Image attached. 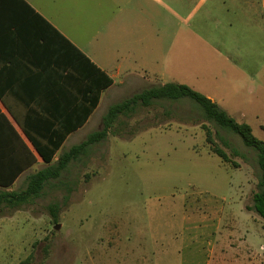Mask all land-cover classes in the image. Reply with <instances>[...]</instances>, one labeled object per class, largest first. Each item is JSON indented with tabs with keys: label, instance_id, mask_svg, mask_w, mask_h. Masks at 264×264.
<instances>
[{
	"label": "crops",
	"instance_id": "obj_1",
	"mask_svg": "<svg viewBox=\"0 0 264 264\" xmlns=\"http://www.w3.org/2000/svg\"><path fill=\"white\" fill-rule=\"evenodd\" d=\"M260 74L264 0H0V193L48 166L31 139L65 138L57 160L99 131L124 89L184 84L246 123Z\"/></svg>",
	"mask_w": 264,
	"mask_h": 264
},
{
	"label": "rangeland",
	"instance_id": "obj_2",
	"mask_svg": "<svg viewBox=\"0 0 264 264\" xmlns=\"http://www.w3.org/2000/svg\"><path fill=\"white\" fill-rule=\"evenodd\" d=\"M183 28L176 19L175 32ZM143 90L133 85L115 101ZM255 93L245 122L264 141V90ZM204 127L233 164L213 154ZM259 175L256 153L194 101L158 100L120 117L35 203L3 211L0 264H264V221L251 210ZM207 215L208 232L200 222Z\"/></svg>",
	"mask_w": 264,
	"mask_h": 264
},
{
	"label": "trees",
	"instance_id": "obj_3",
	"mask_svg": "<svg viewBox=\"0 0 264 264\" xmlns=\"http://www.w3.org/2000/svg\"><path fill=\"white\" fill-rule=\"evenodd\" d=\"M111 84H113V81L108 80V86ZM99 96L98 93L96 107L99 102ZM183 98H189L194 101L203 112L204 118L207 121L213 122L218 127L239 136L244 145L256 153L260 175L258 190L253 196V206L251 207V210L264 221V141L254 135L251 125L238 122L205 95L184 84L177 83H168L144 89L140 93L111 106L103 119V130L91 135L80 145L71 148L69 152L60 154L57 160H55L57 151L60 149L65 138L56 139L52 146H49L48 144L43 147L34 139H31L39 155L48 166L33 174L29 178L24 189L15 192L0 193V218L5 209L21 210L23 207L35 203L36 200L43 195L48 184L53 181H60L72 162L89 157L93 146L104 142L108 138L113 129L119 123L120 117L131 118L140 107L151 108L158 100L178 101ZM204 128L207 132V142L212 146L211 150L213 154L218 156L224 163L233 164L230 156L225 151L215 147L213 133L208 127ZM226 145L228 146V144ZM233 153L235 156H240V153L235 149L233 150ZM36 162V158L32 156L30 166H33ZM234 165L238 166L235 163ZM11 184L12 183L8 186H11ZM49 209L54 220L57 221L59 205H50Z\"/></svg>",
	"mask_w": 264,
	"mask_h": 264
},
{
	"label": "water",
	"instance_id": "obj_4",
	"mask_svg": "<svg viewBox=\"0 0 264 264\" xmlns=\"http://www.w3.org/2000/svg\"><path fill=\"white\" fill-rule=\"evenodd\" d=\"M60 228V226L58 225L57 227H56V229H59Z\"/></svg>",
	"mask_w": 264,
	"mask_h": 264
}]
</instances>
